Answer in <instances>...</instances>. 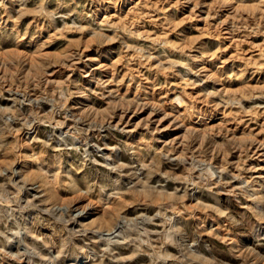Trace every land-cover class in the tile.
<instances>
[{"label":"rangeland","instance_id":"374dc122","mask_svg":"<svg viewBox=\"0 0 264 264\" xmlns=\"http://www.w3.org/2000/svg\"><path fill=\"white\" fill-rule=\"evenodd\" d=\"M0 264H264V0H0Z\"/></svg>","mask_w":264,"mask_h":264},{"label":"bare ground","instance_id":"6f19581e","mask_svg":"<svg viewBox=\"0 0 264 264\" xmlns=\"http://www.w3.org/2000/svg\"><path fill=\"white\" fill-rule=\"evenodd\" d=\"M14 171V170H13ZM74 202L76 205H84L82 208H83V211L85 212H88L92 209V202L89 200L88 197H85L83 195H80V196H77V198H74Z\"/></svg>","mask_w":264,"mask_h":264}]
</instances>
